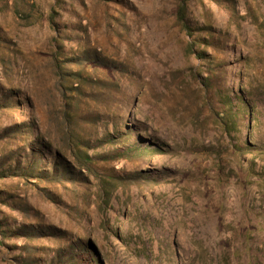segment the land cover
<instances>
[{"label":"rangeland","instance_id":"1","mask_svg":"<svg viewBox=\"0 0 264 264\" xmlns=\"http://www.w3.org/2000/svg\"><path fill=\"white\" fill-rule=\"evenodd\" d=\"M0 264H264V0H0Z\"/></svg>","mask_w":264,"mask_h":264},{"label":"trees","instance_id":"2","mask_svg":"<svg viewBox=\"0 0 264 264\" xmlns=\"http://www.w3.org/2000/svg\"><path fill=\"white\" fill-rule=\"evenodd\" d=\"M185 27H186V26H185ZM189 34H191V33L189 32ZM204 54H205V53L200 52L198 55L202 57V55H204ZM30 133H31V132H30Z\"/></svg>","mask_w":264,"mask_h":264}]
</instances>
